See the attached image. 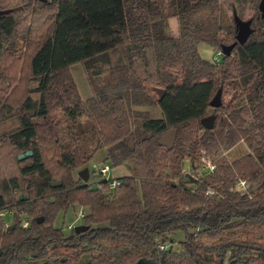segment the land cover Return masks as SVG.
<instances>
[{
    "label": "trees",
    "instance_id": "16d2710c",
    "mask_svg": "<svg viewBox=\"0 0 264 264\" xmlns=\"http://www.w3.org/2000/svg\"><path fill=\"white\" fill-rule=\"evenodd\" d=\"M233 1H28L52 13L26 54L32 85L16 103L2 92L0 75V119L16 120L0 141L16 150L17 164L15 174L0 177V264H80L83 257L85 264H264V9L261 0H240L251 5L252 32L239 44L221 14V3ZM2 10L0 62L32 37L18 31L11 6L0 3ZM169 18L176 33L165 27ZM200 43L222 62L203 58ZM116 53L117 82L97 83ZM79 61L92 91L84 101L69 71ZM218 89L229 98L211 108ZM144 102L162 116L143 114L136 107ZM210 112L213 126L205 129L200 121ZM170 130L176 139L168 149L156 138ZM238 141L251 152L230 161L225 152ZM101 147L113 164L128 160L130 173L114 186L107 178L79 182L73 170ZM202 152L213 169L184 173L183 159ZM240 180L247 188H235ZM75 204L87 208L88 228L65 233L55 218ZM6 214L14 225L4 224ZM174 231L183 233L178 243L168 242Z\"/></svg>",
    "mask_w": 264,
    "mask_h": 264
},
{
    "label": "rangeland",
    "instance_id": "374dc122",
    "mask_svg": "<svg viewBox=\"0 0 264 264\" xmlns=\"http://www.w3.org/2000/svg\"><path fill=\"white\" fill-rule=\"evenodd\" d=\"M28 1L29 0H0L2 6H11L14 9V12H16V16L18 17L19 21H22L18 25V31L21 28L20 33L24 32L22 36L27 33H29V35H32V37H29L30 40L24 38V42L21 47L20 44L17 42L15 46L10 49H7L3 60H1L0 62V75H2V78H7L6 81L2 80L4 83H2L3 86H1L2 92L8 95V99L12 102V104L16 103V100L20 99L18 97L22 92V89H24L25 87H30L32 85L31 82L26 81V54L32 47V44H34L33 39H35L44 30L43 28H45V26L48 24L49 19L51 17L50 13H52V8H50V5L45 8H41L36 4L34 5L32 3H29ZM25 3L29 5L27 6ZM227 6L228 4L223 2L221 3V14L228 18L227 20H229L233 24V26L234 13H236L241 19H250L252 9L250 8L251 5L249 2L236 0L232 2L230 8H228ZM240 11L242 14L239 13ZM37 24H39L41 27H38ZM165 27L169 33H176L178 31V22L175 18H169L166 21ZM24 44H28V47H26L25 50L23 49ZM198 51L203 58L211 62L217 61L218 51L214 47L206 43H200L198 45ZM118 54H110V62L100 67V74L95 79L97 83L105 86H111L112 84L117 82L118 73L115 70L112 71V69L113 65L116 62H119L120 58ZM219 58L220 60L216 62L217 64L222 62L223 56L220 55ZM69 71L77 87L81 100H86L92 94V91L83 64L80 61L74 62L69 66ZM228 98L229 96L227 93L221 94V101L224 102ZM136 108H139L141 111H143V114L149 117L162 116L160 108L155 103L149 104L144 102ZM52 113H56L60 116L58 110ZM209 115H212V112H210ZM15 126V117H7L0 119V140L3 138L2 135L4 133L8 132ZM129 138L132 146L128 145ZM125 143L130 148H133L135 146V140L132 136L127 137L125 139ZM114 151V149L110 150L112 154L114 153ZM248 152H251V148L245 142L238 141L235 145H233L229 150L225 152V156L228 160L231 161ZM202 154L203 156L196 160L184 158L182 161V171L184 173H189L194 176L197 174L198 171L203 169V166L208 167L209 169H213L214 164L212 162L211 157L203 152ZM14 155H16V150H14L9 144H5L0 141V177L2 175H7L8 173H16L17 164L16 161H14L16 160V156L14 158ZM107 155H109L107 147H101L95 150L91 158L84 165L80 166L79 168L77 167L73 170L72 173L74 178L78 179V181L81 183H85L90 186H96L97 182L102 178L115 180L120 176L127 175L130 173L128 160L122 161L118 164H113L111 162V159H106ZM51 158L52 155L48 156V159H46V161L49 165H54V162ZM191 164H193V167H191ZM104 166H107L108 170L103 176L99 173V170L101 167ZM83 170L87 173L86 179H83V177L79 176V173ZM240 181H243L244 187L247 188V183L244 180ZM240 181L235 185V188H238L239 185L243 186L240 184ZM257 187L258 185H255V189ZM210 192L211 190H208V193ZM86 209L87 208L83 205L75 204L73 207H69L65 211H60L55 218L54 225L57 227H62L63 231L65 233H68L70 227L74 228L75 226L82 224L81 213L86 212ZM3 218L5 225H14L13 221L9 219L8 214L4 215ZM182 239L183 233L181 231H174L169 235L168 242H170V240H173L175 243H178V241ZM174 247L177 249L179 248V246L176 244L174 245ZM86 260L87 259L83 257L80 261V264H85Z\"/></svg>",
    "mask_w": 264,
    "mask_h": 264
},
{
    "label": "water",
    "instance_id": "95a60500",
    "mask_svg": "<svg viewBox=\"0 0 264 264\" xmlns=\"http://www.w3.org/2000/svg\"><path fill=\"white\" fill-rule=\"evenodd\" d=\"M40 1H45V0H40ZM259 7H260V9H264V0H262L259 3ZM2 12H6V10L0 11V13H2ZM233 22H234V28H235V42L242 44L247 40V38L249 37V35L252 32L251 20L250 19H246V20L241 19L236 13H234L233 14ZM228 52L229 51H226V53H228ZM156 92H157L159 98H161L164 90L157 88ZM209 105L213 108L219 107L221 105V90L220 89H218L217 92L213 95V97L209 101ZM213 121H214V115H207V116L203 117L200 122H201V125L205 129H211L213 126ZM175 139H176V131L170 130V131H167V132L159 135L156 138V142L158 144L164 145L166 148L170 149L173 146ZM128 145L132 146V144L130 143V138L128 140ZM28 154H30V153H28ZM21 157L22 156L20 155L18 158H21ZM79 176L83 177V179H86L87 178L86 171H84V170L81 171L79 173ZM60 183H61L60 180H54V181L50 182L51 186H58V185H60ZM253 188H255V186ZM37 221L41 222L42 217L39 218ZM87 228H88L87 225L81 224V225L75 226L73 229H74L75 233H79V232L86 230ZM0 253H1V250H0Z\"/></svg>",
    "mask_w": 264,
    "mask_h": 264
},
{
    "label": "built area",
    "instance_id": "2783aa9c",
    "mask_svg": "<svg viewBox=\"0 0 264 264\" xmlns=\"http://www.w3.org/2000/svg\"><path fill=\"white\" fill-rule=\"evenodd\" d=\"M211 167H212V166H211ZM107 170H108V167H107V166H104V167H101V168H100V172H101L102 175H105V173L107 172ZM117 183H118V182H117L116 180H112L110 184H111V186H114V185H116ZM240 184L243 185V186H240V185H239L238 188H239V189H243V188H244V183H243V181H240ZM81 216H82V213H81Z\"/></svg>",
    "mask_w": 264,
    "mask_h": 264
},
{
    "label": "flooded vegetation",
    "instance_id": "af4514ba",
    "mask_svg": "<svg viewBox=\"0 0 264 264\" xmlns=\"http://www.w3.org/2000/svg\"><path fill=\"white\" fill-rule=\"evenodd\" d=\"M71 228V227H70Z\"/></svg>",
    "mask_w": 264,
    "mask_h": 264
}]
</instances>
